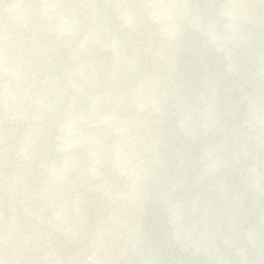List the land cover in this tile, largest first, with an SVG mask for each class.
<instances>
[{"label":"water","instance_id":"1","mask_svg":"<svg viewBox=\"0 0 264 264\" xmlns=\"http://www.w3.org/2000/svg\"><path fill=\"white\" fill-rule=\"evenodd\" d=\"M0 264H264V0H0Z\"/></svg>","mask_w":264,"mask_h":264}]
</instances>
